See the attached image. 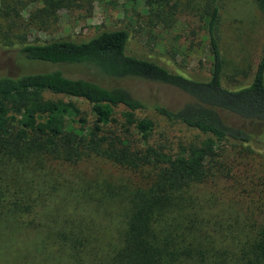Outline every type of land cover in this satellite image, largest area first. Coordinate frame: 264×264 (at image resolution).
<instances>
[{
  "label": "trees",
  "instance_id": "16d2710c",
  "mask_svg": "<svg viewBox=\"0 0 264 264\" xmlns=\"http://www.w3.org/2000/svg\"><path fill=\"white\" fill-rule=\"evenodd\" d=\"M94 1L0 0V49L26 67L0 75V264H264V176L244 188L221 161L222 144L264 160V47L249 84H223V0H122L145 27L172 28L189 11L211 59L203 81L128 53L131 22L29 39L62 11L89 18ZM253 1L264 17V0ZM124 81L178 89L180 107L152 110L200 136L170 146ZM98 161L124 178L87 177Z\"/></svg>",
  "mask_w": 264,
  "mask_h": 264
},
{
  "label": "rangeland",
  "instance_id": "374dc122",
  "mask_svg": "<svg viewBox=\"0 0 264 264\" xmlns=\"http://www.w3.org/2000/svg\"><path fill=\"white\" fill-rule=\"evenodd\" d=\"M8 1L12 2L13 0ZM111 1H116L117 6L114 7ZM222 4L220 36L221 51L225 60L223 84L228 88H238L250 83L260 59L264 47V17L253 0H223ZM139 8L132 11V7H126L122 0H95L89 18L82 11H62L55 26H48L45 31L32 30L28 33V37L30 40L38 39L40 41L65 36L81 39L93 35L95 25L107 27L118 24V22L122 25L131 22L134 29L128 53L158 60L162 64L165 63L170 70H177L187 77L201 81L207 80L211 67L207 41L203 37L204 33L199 22L187 15L189 11L180 16L172 28L164 29L162 27H145L143 23L135 25L133 16L140 11ZM142 14L143 12H141ZM23 15L26 18L28 12L23 11ZM10 39L15 41L12 35H10ZM10 54V52L0 49V75H17L24 71L23 68L26 69ZM74 71L76 76H81L80 70ZM121 84L147 105L146 110L140 112L141 116L152 119L155 122V135L167 139L173 148L176 149L177 143L181 141H191L200 136L197 131L185 125L170 124L152 110L154 105H163L169 109L180 107L188 97L178 89L139 81H124ZM54 98L65 99L60 96ZM70 100L84 106L78 99L70 98ZM226 118L231 124L248 126L233 116H226ZM256 131L264 136V124L257 126ZM206 137L201 136V139ZM222 147L227 150L221 159L227 163L222 172L226 173L232 165L230 175L232 174L235 180L239 179L238 181L245 183L244 188L249 185L248 181L253 173L257 174L254 183L264 176L262 157L256 154L239 155L236 150H230L227 145L222 144ZM83 170L87 171L84 174L90 178L110 177L111 180L124 178V172L120 173L113 166L99 161L87 164ZM225 180H217L218 187L223 188L232 183V181ZM263 180L264 177L261 181Z\"/></svg>",
  "mask_w": 264,
  "mask_h": 264
}]
</instances>
